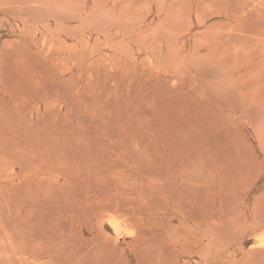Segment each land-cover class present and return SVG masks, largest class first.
Instances as JSON below:
<instances>
[{
  "label": "rangeland",
  "instance_id": "374dc122",
  "mask_svg": "<svg viewBox=\"0 0 264 264\" xmlns=\"http://www.w3.org/2000/svg\"><path fill=\"white\" fill-rule=\"evenodd\" d=\"M0 264H264V0H0Z\"/></svg>",
  "mask_w": 264,
  "mask_h": 264
},
{
  "label": "bare ground",
  "instance_id": "6f19581e",
  "mask_svg": "<svg viewBox=\"0 0 264 264\" xmlns=\"http://www.w3.org/2000/svg\"><path fill=\"white\" fill-rule=\"evenodd\" d=\"M117 223V222H116ZM116 228H117V226H116Z\"/></svg>",
  "mask_w": 264,
  "mask_h": 264
}]
</instances>
